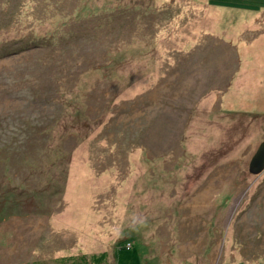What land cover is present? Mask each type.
<instances>
[{"label": "rangeland", "instance_id": "1", "mask_svg": "<svg viewBox=\"0 0 264 264\" xmlns=\"http://www.w3.org/2000/svg\"><path fill=\"white\" fill-rule=\"evenodd\" d=\"M262 8L0 0V264H264Z\"/></svg>", "mask_w": 264, "mask_h": 264}, {"label": "water", "instance_id": "2", "mask_svg": "<svg viewBox=\"0 0 264 264\" xmlns=\"http://www.w3.org/2000/svg\"><path fill=\"white\" fill-rule=\"evenodd\" d=\"M249 171L259 175L264 172V141L261 143L249 164Z\"/></svg>", "mask_w": 264, "mask_h": 264}, {"label": "trees", "instance_id": "3", "mask_svg": "<svg viewBox=\"0 0 264 264\" xmlns=\"http://www.w3.org/2000/svg\"><path fill=\"white\" fill-rule=\"evenodd\" d=\"M123 14V13H122ZM118 15L117 14H115L114 12L113 13H111V14H109V15H103L102 16V18H100V19H105V21H107V19H111V21L112 22H114L115 21V18L117 17ZM99 18V17H98ZM73 32H77V31H75V30H72ZM66 36V35H65ZM68 37H69V35H68ZM59 43V42H58ZM57 43V44H58ZM126 247L128 248V245H126ZM129 248H131V247H129ZM128 248V249H129ZM104 257H105V254H103V255H101L99 258H96V262H98V263H100V262H102L103 260H104Z\"/></svg>", "mask_w": 264, "mask_h": 264}, {"label": "crops", "instance_id": "4", "mask_svg": "<svg viewBox=\"0 0 264 264\" xmlns=\"http://www.w3.org/2000/svg\"><path fill=\"white\" fill-rule=\"evenodd\" d=\"M220 10H221V13H222V15H225L224 13H225V10H224V8L222 7V8H220L219 9V12H220ZM264 9L262 8V11H263ZM215 11L217 12V10L215 9ZM221 25V24H220ZM219 25V26H220ZM219 26H217V27H215L216 29H218L219 28Z\"/></svg>", "mask_w": 264, "mask_h": 264}, {"label": "built area", "instance_id": "5", "mask_svg": "<svg viewBox=\"0 0 264 264\" xmlns=\"http://www.w3.org/2000/svg\"><path fill=\"white\" fill-rule=\"evenodd\" d=\"M127 245H128V248H129V247H132L131 243H128Z\"/></svg>", "mask_w": 264, "mask_h": 264}]
</instances>
